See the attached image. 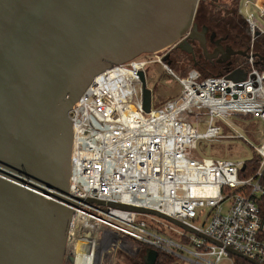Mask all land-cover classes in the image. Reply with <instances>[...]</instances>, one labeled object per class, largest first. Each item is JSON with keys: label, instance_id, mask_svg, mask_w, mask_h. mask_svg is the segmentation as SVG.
<instances>
[{"label": "built area", "instance_id": "built-area-1", "mask_svg": "<svg viewBox=\"0 0 264 264\" xmlns=\"http://www.w3.org/2000/svg\"><path fill=\"white\" fill-rule=\"evenodd\" d=\"M250 6L264 18V3L240 2L253 44L264 27ZM164 57L141 56L114 66L94 80L71 112L70 193L76 209L64 264H118L119 255L142 257L144 264L148 250L189 264H236L229 249L264 264V214L256 203L263 193L264 144L253 147L229 122L243 117L264 124V72L256 68L253 45L244 64L217 77L196 69L180 77ZM151 64L163 66L181 93L158 108L152 102L146 113L140 73ZM232 73L246 78L232 80ZM203 122L207 130L200 133ZM233 139L244 140L259 157L249 179L240 177L242 160L196 155L202 141ZM110 204L160 212L220 246L157 216Z\"/></svg>", "mask_w": 264, "mask_h": 264}, {"label": "water", "instance_id": "water-1", "mask_svg": "<svg viewBox=\"0 0 264 264\" xmlns=\"http://www.w3.org/2000/svg\"><path fill=\"white\" fill-rule=\"evenodd\" d=\"M199 3L0 0V264H64L76 209L70 193L72 110L94 80L116 65L176 46L191 53L189 39L204 46L206 34L195 22ZM229 78L244 80L246 74ZM140 79L150 113L153 91L144 72ZM110 205L157 216L214 242L160 212ZM157 259L158 252L148 250L144 264Z\"/></svg>", "mask_w": 264, "mask_h": 264}, {"label": "rangeland", "instance_id": "rangeland-1", "mask_svg": "<svg viewBox=\"0 0 264 264\" xmlns=\"http://www.w3.org/2000/svg\"><path fill=\"white\" fill-rule=\"evenodd\" d=\"M217 1L219 2V4L217 3L212 5L209 2L208 5L204 4V8L207 10V12L214 11L217 12L218 15L221 14V17L226 20V24L228 25L227 26L225 23L223 24L225 28L228 29V32L232 36L237 37L240 40L243 39V41L247 44L249 36L247 34V24L244 17H240L239 14H235L234 17H231L225 12L227 9L221 5L226 4V6H228L232 10H235L232 5L234 0ZM244 10L246 12V8ZM248 10L256 15L259 24L264 27V18L260 17L259 11L256 10L253 6H250ZM248 45L249 44H247V47ZM247 47L245 48V50L248 49ZM178 60L179 62L177 61V63L174 66H171L170 68L176 75L180 77H185L187 73L190 72L193 68H191V66L189 65H186L188 63L182 60L181 57H179ZM220 72L221 70L219 69H208L206 71V74L217 75L220 74ZM146 80L148 88L153 91L154 108L162 106L168 100L177 98L181 93L180 84L163 66L159 64H151L147 67ZM229 122L236 127L238 132L242 134L244 138H246L252 143L253 147L258 148L264 144V124L262 122L243 117H232L229 119ZM198 130L200 133H205L207 130V124L205 122L200 123L198 125ZM226 133H228V131H226ZM196 155L202 158H223L234 161L242 160L245 162L248 160H252L255 154L253 148L244 140L233 139L225 141L223 140L221 142L202 141L199 144V148ZM118 259L121 262L120 264H128V262H124V258L121 255L118 256ZM175 264L189 263L185 260L177 259Z\"/></svg>", "mask_w": 264, "mask_h": 264}, {"label": "trees", "instance_id": "trees-1", "mask_svg": "<svg viewBox=\"0 0 264 264\" xmlns=\"http://www.w3.org/2000/svg\"><path fill=\"white\" fill-rule=\"evenodd\" d=\"M209 2L212 5L217 4V3L219 4V2L217 0H200L195 22L199 23V21L205 20L209 25H211L213 22H223L226 24V20L221 17V14L218 15L217 12H214V11L213 12H210V11L207 12V10L204 8V4L208 5ZM240 2H241V0H234L233 1L232 5L235 8V10H232L231 8L226 6V4H221V5L227 9L225 11L227 14H229L231 17H234L235 14L236 15L239 14ZM215 7H217V6H215ZM234 11H235V13H234ZM239 16L242 17L240 14H239ZM247 34L250 37V38L248 37V43H247V44H249L248 47H247V44L243 41V39L240 40L237 37L233 36L235 39V42H236V45H235L236 50H238V51L240 50V51H242V53H244L248 56L250 53L251 47L253 45L256 68L260 72H264V35L258 36V38L252 44L251 31H250V28L248 25H247ZM246 47L248 48L247 50H245ZM179 57H181V59H182V56H178V57L174 56L173 58L178 61ZM240 57H241V61L235 66H232V67L225 66V67H220V68H209L211 70H215V69L221 70L220 74H217V75L206 74V71L208 69L203 71L202 74L204 77L205 76L206 77L207 76H215V77L224 76V75L230 73L231 71H233L236 67H238L241 64H244L246 62V60H247L246 56L240 55ZM166 64L169 65V67H171V66H174L176 63L174 61L168 60V62ZM186 65H189V66H191V68H193V66L190 63H188ZM258 162H259V157L256 154L254 155L252 160L245 161V169L240 172V177L243 179H249L252 176H254L259 169V163ZM260 183H261V186L263 189V193L259 197H257L256 203H257L261 213L264 214V174H263V177H262ZM123 258H124V262H128V264H143V258L142 257L128 258V259H126L125 257H123ZM234 258H235L236 264H251L250 262H248L242 258H239V257H234ZM176 261H177V259L174 256H169V255H166L163 253H159L156 264H175ZM120 263L121 262L119 260L118 264H120Z\"/></svg>", "mask_w": 264, "mask_h": 264}, {"label": "flooded vegetation", "instance_id": "flooded-vegetation-1", "mask_svg": "<svg viewBox=\"0 0 264 264\" xmlns=\"http://www.w3.org/2000/svg\"><path fill=\"white\" fill-rule=\"evenodd\" d=\"M223 22H213L209 25L205 20L196 22L199 32H205L206 41L205 45L202 46L201 42L195 39L187 40V43L191 49V53L180 49L178 46L166 50L158 56H165V63L168 60L174 61V56H182V60L190 63L193 69L203 72L209 68H220L225 66H235L241 61L236 50V42L234 37L225 28ZM146 57H152L156 55H144ZM216 56V57H215ZM179 62V60H178ZM242 65V64H241Z\"/></svg>", "mask_w": 264, "mask_h": 264}, {"label": "bare ground", "instance_id": "bare-ground-1", "mask_svg": "<svg viewBox=\"0 0 264 264\" xmlns=\"http://www.w3.org/2000/svg\"><path fill=\"white\" fill-rule=\"evenodd\" d=\"M260 3H262V0H259Z\"/></svg>", "mask_w": 264, "mask_h": 264}, {"label": "crops", "instance_id": "crops-1", "mask_svg": "<svg viewBox=\"0 0 264 264\" xmlns=\"http://www.w3.org/2000/svg\"><path fill=\"white\" fill-rule=\"evenodd\" d=\"M262 2H264V0H262Z\"/></svg>", "mask_w": 264, "mask_h": 264}]
</instances>
